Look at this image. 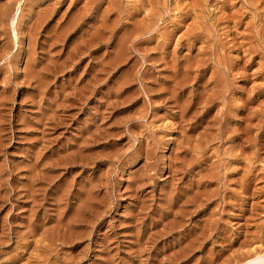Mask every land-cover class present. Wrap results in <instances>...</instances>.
<instances>
[{"label":"rangeland","instance_id":"obj_1","mask_svg":"<svg viewBox=\"0 0 264 264\" xmlns=\"http://www.w3.org/2000/svg\"><path fill=\"white\" fill-rule=\"evenodd\" d=\"M260 244L264 0H0V264Z\"/></svg>","mask_w":264,"mask_h":264},{"label":"bare ground","instance_id":"obj_2","mask_svg":"<svg viewBox=\"0 0 264 264\" xmlns=\"http://www.w3.org/2000/svg\"><path fill=\"white\" fill-rule=\"evenodd\" d=\"M200 5V4H199ZM203 13V12H202ZM160 14V13H159ZM204 14V13H203ZM75 17V16H74ZM74 19V18H73ZM106 23V22H105ZM36 24V23H35ZM74 24V22H73ZM109 24V23H107ZM71 26V25H70ZM106 27V26H105ZM233 27V25H232ZM69 29V28H68ZM72 29V28H71ZM96 30V29H95ZM68 31V30H67ZM238 31V30H237ZM205 32V31H204ZM16 37V36H15ZM37 39V38H36ZM126 41V40H125ZM126 45V44H125ZM122 51V50H121ZM195 56V55H194ZM219 87V86H218ZM221 87V86H220ZM203 96V95H202ZM246 257L236 261L234 264H264V244L257 245L253 249L250 248Z\"/></svg>","mask_w":264,"mask_h":264}]
</instances>
